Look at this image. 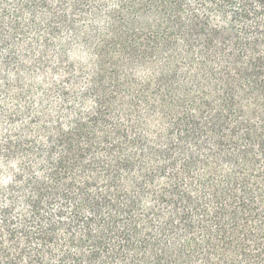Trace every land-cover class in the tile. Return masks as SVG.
<instances>
[{
  "label": "trees",
  "instance_id": "16d2710c",
  "mask_svg": "<svg viewBox=\"0 0 264 264\" xmlns=\"http://www.w3.org/2000/svg\"><path fill=\"white\" fill-rule=\"evenodd\" d=\"M0 264H264V0H0Z\"/></svg>",
  "mask_w": 264,
  "mask_h": 264
}]
</instances>
